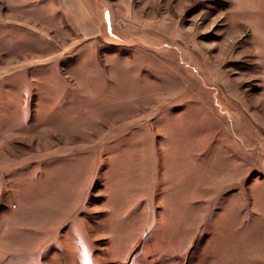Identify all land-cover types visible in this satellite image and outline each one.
I'll return each mask as SVG.
<instances>
[{
  "label": "rangeland",
  "instance_id": "obj_1",
  "mask_svg": "<svg viewBox=\"0 0 264 264\" xmlns=\"http://www.w3.org/2000/svg\"><path fill=\"white\" fill-rule=\"evenodd\" d=\"M75 1L0 0V264H264V0Z\"/></svg>",
  "mask_w": 264,
  "mask_h": 264
},
{
  "label": "crops",
  "instance_id": "obj_2",
  "mask_svg": "<svg viewBox=\"0 0 264 264\" xmlns=\"http://www.w3.org/2000/svg\"><path fill=\"white\" fill-rule=\"evenodd\" d=\"M77 6L83 7L82 5L78 4V0L75 1ZM79 10H75L73 13L77 14ZM84 9H82V13L84 14ZM84 19L80 20L82 23V28H86V23L85 21H83ZM46 78V77H45ZM62 82V81H61ZM46 84V81L45 83ZM14 107L13 106H9V105H0V126L4 127L3 129H0V176L5 174L6 172L10 171L9 168L12 166V164H10L9 162V157H14L12 152L14 151L16 152H23L24 148H18V144L17 141H20L18 139V137L20 136L21 141H23L22 137L24 136L25 132L24 131H20L16 134L15 130L13 128H9L10 126L14 125L13 123V114H14ZM11 110V111H10ZM25 120V119H24ZM13 129V131H9ZM60 132V131H59ZM62 134V132H60ZM59 135V134H58ZM60 136V135H59ZM16 140V141H15ZM60 140V139H59ZM58 144V143H57ZM55 146H51L50 149H45V148H39L38 152L42 153L41 155L44 156V158H48L50 156H53V153H47V152H51V151H57L59 152V146L58 145ZM21 147V146H20ZM50 155V156H49ZM5 160H8L9 164H7V162ZM46 168V166H44ZM42 167V168H44ZM46 174V170L44 171V174H42L41 168L40 171L37 172V175H39L40 177H45L44 175ZM49 206L51 205V203H48L47 201H44L40 204V208L41 206ZM56 206V205H55ZM41 211V210H40ZM57 212V209H56ZM61 213V212H59ZM59 213L57 212V215H52V214H48V207L45 210V213L40 214V219H39V227L41 228L45 240L47 239V233H54L53 231H49L51 230V227L47 228V222L51 224V221H55V223L58 222H62L63 221V216L59 215ZM75 215L76 217V223H78L79 225H77V227L74 226V224H72V226H70V223L72 222L70 218H68L67 223H63L62 225H60V229L63 225L67 226V230H65L64 232H59L56 236L57 238L55 239H59V238H65L64 236L66 234H70L72 235V232L75 233L76 235L74 236L76 241H81L82 243L88 245L89 244V238H92L85 230H84V223L86 224L85 220L80 216V214H82L80 212L79 209H77L74 213H72ZM50 215V217H49ZM77 215V216H76ZM74 217V218H75ZM75 223V222H74ZM57 225V224H56ZM81 225L83 226V229L81 228ZM87 226V225H86ZM70 227V229H69ZM80 238V239H79ZM48 243V244H47ZM42 244V241H41ZM52 244H54V242H52V240H48L45 241V246L48 247L47 245L52 246ZM76 245H79L78 242L75 243ZM43 245V244H42ZM61 243L58 242L56 244L57 247H61L60 246ZM16 250V249H15ZM89 251V249L85 248L83 249L82 253H87ZM74 252V251H73ZM23 253V252H22Z\"/></svg>",
  "mask_w": 264,
  "mask_h": 264
}]
</instances>
